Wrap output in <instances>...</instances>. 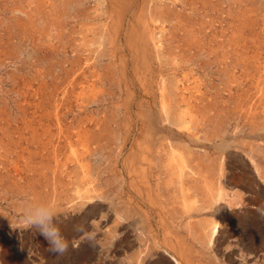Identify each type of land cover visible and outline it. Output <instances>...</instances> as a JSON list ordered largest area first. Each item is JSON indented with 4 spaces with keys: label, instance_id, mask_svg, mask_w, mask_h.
I'll return each instance as SVG.
<instances>
[{
    "label": "rangeland",
    "instance_id": "1",
    "mask_svg": "<svg viewBox=\"0 0 264 264\" xmlns=\"http://www.w3.org/2000/svg\"><path fill=\"white\" fill-rule=\"evenodd\" d=\"M134 2L117 40L106 0H0V264H175L158 239L264 264V0ZM38 102L68 144L32 136ZM28 204L52 207L65 253Z\"/></svg>",
    "mask_w": 264,
    "mask_h": 264
},
{
    "label": "bare ground",
    "instance_id": "2",
    "mask_svg": "<svg viewBox=\"0 0 264 264\" xmlns=\"http://www.w3.org/2000/svg\"><path fill=\"white\" fill-rule=\"evenodd\" d=\"M109 8H108V12H109V17L112 21V27L114 30V34L115 37L117 38V40L120 39L121 35L124 33V31L126 30V23L128 20V16L130 14V12L133 10L134 6H135V2L134 0H106ZM144 7L141 8V10H139L136 14H135V19L131 24V28H132V32L131 34L134 35V33H136L139 29L138 26H140V24H142L143 22V17H144ZM128 25V24H127ZM145 29V28H144ZM131 35V36H132ZM138 40V39H137ZM138 43V42H137ZM136 43V44H137ZM118 44V43H117ZM116 47V46H115ZM119 48V47H117ZM116 50V49H115ZM117 53V52H116ZM119 57V55H118ZM146 59V58H145ZM122 64H124L123 62H121ZM124 66V65H123ZM127 68V67H125ZM138 71V70H136ZM125 74V73H124ZM127 75V74H126ZM149 75L148 74H144L140 77V80L142 79L143 85L145 86L149 81ZM143 86V87H144ZM61 89V88H60ZM149 91V90H148ZM37 93V92H36ZM152 93V92H151ZM146 94V93H144ZM149 94V93H148ZM149 96V95H148ZM153 97V96H152ZM161 97V96H160ZM155 99V98H154ZM146 101V100H145ZM164 104V103H163ZM54 105V104H53ZM64 106V105H63ZM168 108V107H167ZM44 108H42V103L38 102L34 107H33V115L35 117L34 122H31L29 124V129L32 131V136H34L38 143L43 146V144H56V143H61L62 141L65 140L66 143H69V132L63 130L60 126L62 124L61 119L59 117V114H45L43 113ZM51 111V110H50ZM140 113V112H139ZM142 114V113H141ZM166 114V113H165ZM31 121V120H30ZM142 121V120H141ZM145 122V121H144ZM145 126V125H144ZM37 127H41L44 128V134L42 132V134H40L38 132ZM144 130V129H143ZM71 135V133H70ZM147 135V134H146ZM150 135V133H148V136ZM80 137V136H79ZM45 139H47V141H45ZM83 140V139H82ZM150 141V140H149ZM47 146V145H46ZM124 146V144H123ZM44 147V146H43ZM56 147V146H55ZM133 147H139L142 149V155H141V159L144 161H147L148 157L146 155L147 152H149V148L148 146H145L139 141L138 138L135 139L134 142V146ZM132 147V148H133ZM41 148V147H40ZM57 148V147H56ZM55 148V149H56ZM60 149V148H58ZM42 150V149H41ZM40 150V151H41ZM53 150V149H52ZM57 151V150H56ZM54 152V151H53ZM151 153V152H150ZM39 154V153H38ZM42 155V154H41ZM43 156V155H42ZM57 157V156H56ZM43 158V157H42ZM54 159V158H53ZM60 162V161H58ZM151 163V161H149ZM56 163V162H55ZM135 161L133 160L131 162L130 166H134ZM154 163V162H153ZM156 163V162H155ZM183 163V162H182ZM154 165V164H153ZM151 166V164H150ZM220 167V166H219ZM35 169V168H34ZM59 169V168H58ZM130 169V168H129ZM147 168H141L139 173H142L144 178L147 179V175L146 173ZM38 171V170H37ZM139 171V170H138ZM134 172V169H133ZM136 172V171H135ZM151 172V171H150ZM131 174V173H130ZM141 175V174H140ZM139 175V176H140ZM85 176V175H84ZM128 179V178H127ZM141 179V178H140ZM58 180V179H57ZM131 182V181H130ZM146 182V181H145ZM52 184V183H51ZM208 194L211 193L210 190V186L208 185ZM148 188L152 189V187L149 186L148 184ZM219 188V187H217ZM224 188V187H223ZM89 190V189H88ZM79 194V193H78ZM150 196V195H149ZM148 196V197H149ZM212 199V198H211ZM129 200V199H128ZM214 202L213 204H216L218 201V198L215 200L213 199ZM149 202V201H148ZM154 200L151 199V204H154ZM132 204V203H131ZM156 204V203H155ZM189 204V203H188ZM187 201L184 203V207L186 208V212L188 213V218L191 219L193 218V214H194V207L193 204L188 205ZM158 205V204H157ZM161 205V204H160ZM155 207V206H154ZM159 207V206H158ZM149 214V213H148ZM165 215V214H164ZM166 217V216H165ZM162 220H164V217L162 218ZM165 222V221H164ZM188 223V222H187ZM190 223V222H189ZM189 225V224H188ZM160 226V225H159ZM189 228V227H188ZM164 229V228H163ZM190 229V228H189ZM188 230V229H187ZM189 231V230H188ZM171 232V230H166L165 234L170 235L169 233ZM215 232H218V229L216 227ZM214 232V234H215ZM165 237V236H164ZM174 238V237H173ZM166 239V238H165ZM168 239V238H167ZM177 239V238H176ZM157 240V239H156ZM172 241V240H171ZM173 243V242H172ZM179 244V243H178ZM156 245L158 246V248L161 249V251L163 250L164 253L167 252L169 253L175 260V264H191L190 261L188 260V258L186 256L183 255L182 251L180 249H176V246L174 244H170L168 242H166V240H159L156 242ZM182 246V245H181Z\"/></svg>",
    "mask_w": 264,
    "mask_h": 264
},
{
    "label": "clouds",
    "instance_id": "3",
    "mask_svg": "<svg viewBox=\"0 0 264 264\" xmlns=\"http://www.w3.org/2000/svg\"><path fill=\"white\" fill-rule=\"evenodd\" d=\"M54 211L50 205L39 207L28 204L24 208L23 222L36 227L40 235L48 242L49 249L54 254H63L68 250V242L61 234L59 227L54 223Z\"/></svg>",
    "mask_w": 264,
    "mask_h": 264
},
{
    "label": "crops",
    "instance_id": "4",
    "mask_svg": "<svg viewBox=\"0 0 264 264\" xmlns=\"http://www.w3.org/2000/svg\"><path fill=\"white\" fill-rule=\"evenodd\" d=\"M242 173L244 174V171Z\"/></svg>",
    "mask_w": 264,
    "mask_h": 264
}]
</instances>
